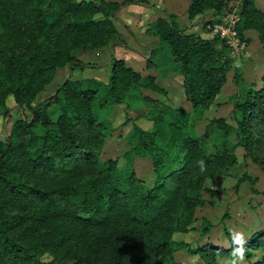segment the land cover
I'll return each instance as SVG.
<instances>
[{
	"label": "trees",
	"instance_id": "1",
	"mask_svg": "<svg viewBox=\"0 0 264 264\" xmlns=\"http://www.w3.org/2000/svg\"><path fill=\"white\" fill-rule=\"evenodd\" d=\"M236 2L238 34L248 39L243 31L256 29L264 49V10L253 0H189L186 13L212 9L217 15L208 20H215ZM119 3L0 0V108L6 115L10 98L19 111L0 138V264H179L177 249L195 254L201 264L220 257L231 261L233 245L225 229L227 245L191 246L174 233L192 227L202 192L211 191L204 180L236 163L234 145L264 162V72L258 84L239 85L232 95L234 124L211 116L196 132L190 110L199 116L213 101L230 58L217 35L184 31L169 13L145 28L158 38L145 57L152 72L142 74L111 56L107 80L66 76L36 99L56 66L70 72L91 65L76 56L79 50L122 41L112 20ZM173 74L181 77L190 110L142 91L161 90L159 80ZM116 103L143 106L140 114L150 124L133 121L121 154L102 156L103 142L114 130L109 114ZM231 133L235 141L228 145ZM136 158L149 161L151 179L137 172ZM208 225L202 218L200 232ZM246 239L245 260L262 264L264 227ZM256 248L263 252L252 259Z\"/></svg>",
	"mask_w": 264,
	"mask_h": 264
},
{
	"label": "rangeland",
	"instance_id": "2",
	"mask_svg": "<svg viewBox=\"0 0 264 264\" xmlns=\"http://www.w3.org/2000/svg\"><path fill=\"white\" fill-rule=\"evenodd\" d=\"M253 3L264 10V0H253ZM225 12H228L229 16H235L234 26L236 34L245 45L240 52L238 47L228 44L217 33L210 32V35H217L216 39L218 41L221 40L224 44L230 58V66L220 90L213 101L202 110L201 116L197 115V111H191L188 101L184 99L181 90V77L179 75L174 74L160 79L159 84L162 89L159 91L153 92L142 89L143 92L158 97L166 103L180 105L189 109L192 125L196 132H200L203 129L207 119L211 116L223 115L227 121L234 124L230 113L232 95L240 90L239 85L249 81L258 84L260 76L264 72V49L257 37L256 29L247 28L243 31V35L248 39H244L237 32L236 24L240 16V3L236 2L232 7L220 13V15ZM203 25L205 26V23ZM74 69L76 70V68L72 70ZM150 70L152 69H147V71ZM91 71V69L87 70V72ZM234 73L241 76L244 82L236 83L233 77ZM66 76L73 78L72 73L64 65L58 66V70L54 73L52 80L45 88L39 91L36 99L52 92L55 86ZM6 104L9 106L6 115L2 113L4 108H0L1 139L9 129L11 119L19 113L18 107L13 105V101L10 98L6 100ZM144 110L143 106L129 108L125 103L113 104L109 117L114 130L103 142L102 156L121 154L126 147L124 135L133 121L142 127H148L150 121L143 114H140ZM23 112L25 116H29L28 108L24 107ZM234 141L235 135L233 133L229 134L226 143L229 145ZM233 150L236 155V163L226 170L225 173L204 180L203 184L210 187L211 191L202 192L204 201L194 212L192 227L188 231L174 233L175 238L184 239L191 246L203 242L227 245V234L231 236L233 231H241L245 234V237H248L253 231L264 227V162L255 161L251 157L244 155L243 149L239 145H234ZM135 167L137 172L147 176V180L151 179L149 177L151 174L150 165L146 158H136ZM202 218L209 222V228L203 233L200 232ZM224 229L227 234L224 233ZM262 252V248H256L251 258H259ZM173 254L176 263L201 264L195 254H190L185 249H177ZM100 260L102 261V259ZM249 262L250 260L246 261L244 258L242 264H248ZM56 264H70V261H59ZM215 264L230 263L227 258L220 257ZM262 264H264V261Z\"/></svg>",
	"mask_w": 264,
	"mask_h": 264
},
{
	"label": "crops",
	"instance_id": "3",
	"mask_svg": "<svg viewBox=\"0 0 264 264\" xmlns=\"http://www.w3.org/2000/svg\"><path fill=\"white\" fill-rule=\"evenodd\" d=\"M115 1L120 3L115 10L112 20L122 37V41H112L104 46L87 47L79 50L76 56L83 61L90 62L91 65L71 70L70 73H72L73 78L97 77L106 80L108 63L111 56L122 58L126 64L142 74L152 72V70L147 71V69L152 67L145 65V57L149 48L157 43L158 38L156 35L146 31L145 28L148 22L159 15L167 16V14L172 13L178 26L184 31H193L202 36L209 37L210 31L203 25V22L217 15L212 9H205L188 17L186 7L189 0ZM88 69L92 71L87 72ZM57 70L58 66H56L55 73Z\"/></svg>",
	"mask_w": 264,
	"mask_h": 264
},
{
	"label": "built area",
	"instance_id": "4",
	"mask_svg": "<svg viewBox=\"0 0 264 264\" xmlns=\"http://www.w3.org/2000/svg\"><path fill=\"white\" fill-rule=\"evenodd\" d=\"M235 16L225 12L217 17L215 20H205V26L212 33H217L221 38L225 40L228 44H233V46L238 47L239 51H242L245 43L239 39L236 34V29L234 26Z\"/></svg>",
	"mask_w": 264,
	"mask_h": 264
},
{
	"label": "clouds",
	"instance_id": "5",
	"mask_svg": "<svg viewBox=\"0 0 264 264\" xmlns=\"http://www.w3.org/2000/svg\"><path fill=\"white\" fill-rule=\"evenodd\" d=\"M201 171H204L203 162H201ZM247 239L245 234L241 231H233L231 233V243L233 248L231 250L230 264H242L246 254Z\"/></svg>",
	"mask_w": 264,
	"mask_h": 264
}]
</instances>
